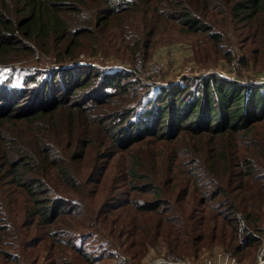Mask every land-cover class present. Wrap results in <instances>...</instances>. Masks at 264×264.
Segmentation results:
<instances>
[{
	"label": "trees",
	"instance_id": "16d2710c",
	"mask_svg": "<svg viewBox=\"0 0 264 264\" xmlns=\"http://www.w3.org/2000/svg\"><path fill=\"white\" fill-rule=\"evenodd\" d=\"M233 21L264 54V0H0V68L24 73L21 81L0 78V125L17 124L0 126L1 264H22V252L6 246L31 227L37 234L21 250L37 251L34 264H134L160 242L194 260L215 245L238 252L242 237L260 244L264 83L210 73L154 88L125 65L78 57L83 37L95 46L114 28L137 36L125 46L144 60L149 37L164 30L221 45ZM37 50L80 61L3 65ZM147 137L160 154L138 149ZM119 150L127 163L113 174ZM108 175L128 190L114 187L88 215L79 190ZM6 181L25 197L21 225L8 213ZM82 213L94 220L76 231L86 224Z\"/></svg>",
	"mask_w": 264,
	"mask_h": 264
},
{
	"label": "rangeland",
	"instance_id": "374dc122",
	"mask_svg": "<svg viewBox=\"0 0 264 264\" xmlns=\"http://www.w3.org/2000/svg\"><path fill=\"white\" fill-rule=\"evenodd\" d=\"M133 21H129L132 24ZM131 30V27L127 29ZM223 36L224 40L221 45L212 43L208 39L201 41V36H192L190 34H180L174 30L157 32L154 36H150L152 43L151 49L148 54V59L144 60L142 57L143 52L137 54L131 53L129 47L125 44L134 40L137 36H126L120 28H114L105 36H100V39L96 42V50L93 44H88L89 39L83 37L82 40L86 46L84 47V53L79 54V59H86L89 63H100L103 66L112 64L125 65L126 67L136 71L142 81L145 84L155 86L171 85L179 82L185 76L194 77L199 75H207L210 73L219 74L227 79L240 80L245 83H264V54L256 53L258 48L257 44L252 41V36H247L242 26L237 22H228V26L224 27ZM125 33V32H124ZM259 50V49H258ZM229 52L230 57H225L223 52ZM67 58V57H66ZM263 58V59H262ZM59 62L58 55L55 51L46 53L42 50H37V53L30 54L28 52L14 53L9 57V62L3 65L19 64L23 65H38V66H58L59 64L73 63L80 60H73ZM107 62L109 64H106ZM13 76L15 80H22L24 73L21 69L0 68V78ZM263 79V81H261ZM1 127H15L17 124L10 123L9 120H3ZM20 125V123H18ZM178 145V143L173 144ZM138 149L142 152H149L152 150L156 154H160L159 150L162 145L154 139L147 137L144 143L138 144ZM245 146L242 148V152H246ZM124 153L121 150L115 157V160L111 163V169L113 174L126 166L127 161L124 159ZM151 158V157H150ZM150 158L148 159L149 165ZM157 166L164 167L165 162L159 156L157 157ZM177 159L173 161V172L178 171L176 165ZM85 171V170H84ZM172 174V171L169 173ZM177 180L173 181L176 182ZM114 187L117 188V193L128 190L127 185L122 187L121 183L115 185L112 176L108 175L101 182H92L87 186L81 188L79 192L82 194L81 200H84L85 210L88 215L95 214V209L98 208L103 201L108 200V197L113 196ZM5 191V200L10 201V208L8 213L10 218L16 225H21L24 213L25 197L23 192L19 191L11 182L6 181L3 184ZM61 188V187H60ZM85 213H82L81 217L84 218ZM92 217H85L86 224L79 225L76 231H80L88 227L93 222ZM240 228L245 222L240 218ZM77 226L78 221H74ZM100 225L102 220L100 219ZM264 228V215L261 222ZM92 229V228H91ZM94 230V229H93ZM84 231V230H83ZM34 227L30 229H19L12 233L9 237V241L13 244H9L6 248L13 252H22V264L31 262L34 264L35 260L38 261L37 251H28L27 253L21 247L25 246L27 241H31L36 235ZM240 243V249L235 252L232 249L224 248L220 245H215L209 249L202 248L200 253V259L194 260L193 258L184 257L173 251H168V247L162 242L158 244V247H151L149 253L143 257L140 262L134 264H146L153 259L170 255H175L181 259L191 263L200 264L209 260L213 262H233L234 264H264V232L259 245L250 246L244 242L242 237ZM1 258V256H0ZM13 261V260H12ZM1 264V263H0ZM129 264H133L130 262Z\"/></svg>",
	"mask_w": 264,
	"mask_h": 264
},
{
	"label": "built area",
	"instance_id": "2783aa9c",
	"mask_svg": "<svg viewBox=\"0 0 264 264\" xmlns=\"http://www.w3.org/2000/svg\"><path fill=\"white\" fill-rule=\"evenodd\" d=\"M263 79H261V81H263ZM146 264H191V263L181 259L178 256L168 254L167 256L159 257V258L153 259L151 261H148ZM200 264H234V263L229 262V261L228 262H222V261L213 262V261L209 260L205 263H200Z\"/></svg>",
	"mask_w": 264,
	"mask_h": 264
}]
</instances>
